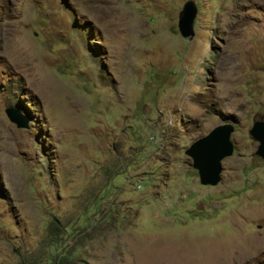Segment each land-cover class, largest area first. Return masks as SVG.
Wrapping results in <instances>:
<instances>
[{
    "label": "rangeland",
    "instance_id": "obj_1",
    "mask_svg": "<svg viewBox=\"0 0 264 264\" xmlns=\"http://www.w3.org/2000/svg\"><path fill=\"white\" fill-rule=\"evenodd\" d=\"M260 120L264 0H0V264H264Z\"/></svg>",
    "mask_w": 264,
    "mask_h": 264
},
{
    "label": "water",
    "instance_id": "obj_2",
    "mask_svg": "<svg viewBox=\"0 0 264 264\" xmlns=\"http://www.w3.org/2000/svg\"><path fill=\"white\" fill-rule=\"evenodd\" d=\"M195 4L192 1L185 3L180 10L178 27L184 38H194V21L197 16ZM5 115L10 123L18 129L28 128V119L21 116L20 112L14 109H6ZM235 127L232 123H223L213 129L208 135L194 142L186 150V154L193 160V168L199 174V182L206 187L218 186L223 171L222 162L225 158L233 156L234 145L230 138ZM250 137L259 143L256 155L264 160V121L254 123Z\"/></svg>",
    "mask_w": 264,
    "mask_h": 264
},
{
    "label": "trees",
    "instance_id": "obj_3",
    "mask_svg": "<svg viewBox=\"0 0 264 264\" xmlns=\"http://www.w3.org/2000/svg\"><path fill=\"white\" fill-rule=\"evenodd\" d=\"M15 110H17V109L15 108ZM17 111H19V110H17Z\"/></svg>",
    "mask_w": 264,
    "mask_h": 264
}]
</instances>
